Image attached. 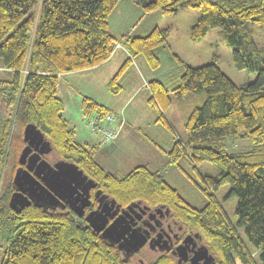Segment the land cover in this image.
<instances>
[{
	"label": "trees",
	"instance_id": "1",
	"mask_svg": "<svg viewBox=\"0 0 264 264\" xmlns=\"http://www.w3.org/2000/svg\"><path fill=\"white\" fill-rule=\"evenodd\" d=\"M119 1L0 0L1 65L13 73L12 79L0 78V112L10 114L0 138V183L24 144V126L32 123L50 142V159L73 162L104 193L170 207L185 227L207 230L218 241L222 264H264V0L140 1L145 12L160 10L165 15L197 9L200 15L188 30L190 38L200 40L210 28H219L232 48L235 67L256 73L252 82L239 86L213 63L183 65L175 77L178 84L172 87L179 99L195 93L202 100L185 117L186 140L174 142L169 163L176 164L185 153L194 163L217 166L219 172L203 180L213 190L229 185L226 197L236 199L235 224L213 194H208L204 206L195 208L161 172L146 165L127 173L105 170L94 157V146L79 142L62 115L64 102L57 95L60 76L104 64L115 43L130 56L142 54L152 68L159 65L155 49L165 43L169 29L154 27L144 36L117 39L109 30V15ZM129 60L109 81L114 93L120 89L113 87L116 78ZM146 86L156 121L166 123L156 107L170 105L168 89L157 79ZM80 109L88 120L113 114L88 96L82 97ZM237 140H247L251 146L229 152L228 141ZM10 191L0 193V264H135L78 221L70 209L29 205L13 211ZM214 254L218 258V252Z\"/></svg>",
	"mask_w": 264,
	"mask_h": 264
},
{
	"label": "rangeland",
	"instance_id": "2",
	"mask_svg": "<svg viewBox=\"0 0 264 264\" xmlns=\"http://www.w3.org/2000/svg\"><path fill=\"white\" fill-rule=\"evenodd\" d=\"M140 1L120 0L109 15V30L120 39L124 36H144L154 27L169 29L165 43L155 49L159 65L152 68L142 54L130 56L121 45L113 49L114 56L109 58L111 60L104 68L61 75L57 95L64 102L62 115L75 129L79 142L94 146V157L105 170L127 173L135 166L146 165L161 172L169 185L195 208H201L207 202L208 194H213L235 224L236 199L226 197L229 185L213 190L203 180L205 175L217 174V166L208 161L194 163L185 153L176 164L169 163L168 153L174 142L186 140L185 117L202 100L201 95L195 93H188L179 99L172 87L178 84L175 77L183 65L198 67L213 63L239 86L252 82L256 73L235 67L232 48L224 42L219 28H210L200 40L190 38L188 30L200 15L197 9L185 8L165 15L160 10L145 12ZM257 41L262 44L261 38ZM127 58H130L127 66L113 85L120 89L114 93L109 89V81ZM0 78L12 79L13 73L1 67ZM152 79L161 81L169 92L170 105L165 109L158 104L156 107L166 123L156 121L157 112L147 103L152 94L146 82ZM82 96L94 98L118 117L120 130L111 142L100 141L86 128L88 119L81 114L79 105ZM250 146L247 140L228 141L231 153L247 150ZM5 177L4 172L2 179ZM238 232L241 233V229L238 228ZM1 253L2 250L0 256Z\"/></svg>",
	"mask_w": 264,
	"mask_h": 264
},
{
	"label": "flooded vegetation",
	"instance_id": "3",
	"mask_svg": "<svg viewBox=\"0 0 264 264\" xmlns=\"http://www.w3.org/2000/svg\"><path fill=\"white\" fill-rule=\"evenodd\" d=\"M9 118V112H0V138ZM25 145L26 142L21 147L16 159L14 156L11 158L10 167L5 170L6 177L0 183V193L2 194L8 190H11L10 195L14 192L12 179L16 169L19 166L26 169L29 155L36 150L33 146L25 158V162L20 163L19 155ZM51 151L42 154L41 158L54 164L57 160L49 158ZM29 172L33 174V170ZM89 200L90 203L83 207L81 215H78L69 204L56 208L72 210L76 219L85 222L88 226L87 214L104 207L106 215L103 230L106 229L108 235V239L105 241L123 258L132 260L135 264H222L219 259L221 247L218 241L214 237L208 236L207 230H204L206 233H203L185 227L178 220L176 212L164 204H149L141 199L134 200L127 197L115 198L104 193L96 182L94 187L89 188ZM105 202L107 204L104 206ZM96 233L100 237L101 232ZM141 234L145 237V242L138 249L130 251L131 240H139ZM214 251L218 252V258ZM162 260L163 262H161Z\"/></svg>",
	"mask_w": 264,
	"mask_h": 264
},
{
	"label": "water",
	"instance_id": "4",
	"mask_svg": "<svg viewBox=\"0 0 264 264\" xmlns=\"http://www.w3.org/2000/svg\"><path fill=\"white\" fill-rule=\"evenodd\" d=\"M23 140L26 145L19 155L20 163L25 162L33 146L36 150L29 155L26 169L20 166L16 169L12 179L14 192L10 195L9 206L19 212L21 208L30 204L43 209H54L69 204L78 215H81L83 207L90 203L89 188L94 187L95 182L87 178L73 162L57 160L51 164L41 158L42 154L49 153L52 148L50 142L34 124L28 123L24 126ZM30 170H33V174L29 172ZM106 204L105 202L104 206ZM105 215L103 207L89 212L86 216L88 226L96 232H101L100 237L103 240L108 239L106 229L103 230ZM144 242L145 237L142 234L139 240L132 239L129 244L130 251L138 249Z\"/></svg>",
	"mask_w": 264,
	"mask_h": 264
},
{
	"label": "built area",
	"instance_id": "5",
	"mask_svg": "<svg viewBox=\"0 0 264 264\" xmlns=\"http://www.w3.org/2000/svg\"><path fill=\"white\" fill-rule=\"evenodd\" d=\"M120 47V43H115L114 50ZM120 125L118 118L113 114H107L101 120L89 119L85 124L86 128L104 143L111 142L116 137Z\"/></svg>",
	"mask_w": 264,
	"mask_h": 264
},
{
	"label": "crops",
	"instance_id": "6",
	"mask_svg": "<svg viewBox=\"0 0 264 264\" xmlns=\"http://www.w3.org/2000/svg\"><path fill=\"white\" fill-rule=\"evenodd\" d=\"M112 57L114 56V54L112 53V55H111ZM110 60L111 59H109L107 62H105L104 64H102V65H99V66H97V67H94V68H89V69H85V70H81V72H84V71H88V72H90V71H97V70H100V69H102V68H104L103 66H106V64H108L109 62H110ZM2 66L0 65V68H1ZM66 74V73H65ZM63 75V74H62ZM83 97V96H82ZM82 99V98H81ZM94 99V98H93ZM76 101V100H75ZM80 102H81V100H80ZM80 105V104H79ZM81 110V109H80ZM81 114H82V112H81ZM68 120V119H67ZM68 122H69V120H68ZM122 128V127H121Z\"/></svg>",
	"mask_w": 264,
	"mask_h": 264
}]
</instances>
